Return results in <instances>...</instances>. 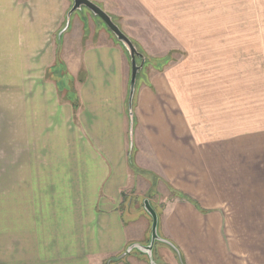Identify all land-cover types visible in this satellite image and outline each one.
Segmentation results:
<instances>
[{
	"label": "rangeland",
	"instance_id": "obj_1",
	"mask_svg": "<svg viewBox=\"0 0 264 264\" xmlns=\"http://www.w3.org/2000/svg\"><path fill=\"white\" fill-rule=\"evenodd\" d=\"M93 1L141 53L140 82L172 65L195 67L201 75L178 83L195 86L177 96L183 105L188 96L190 138L201 154L190 166H264V0ZM73 5L0 0V264H77L71 227L81 207L76 218L69 214L89 198L82 187L88 159L80 153L86 136L77 90L85 80L66 60L75 68L91 36L119 43L130 63L131 57L86 6L68 22ZM141 179L144 188L153 184ZM164 182L161 192L150 187L137 197L163 202L182 195ZM161 249L160 256L154 249L157 263L166 257Z\"/></svg>",
	"mask_w": 264,
	"mask_h": 264
},
{
	"label": "crops",
	"instance_id": "obj_2",
	"mask_svg": "<svg viewBox=\"0 0 264 264\" xmlns=\"http://www.w3.org/2000/svg\"><path fill=\"white\" fill-rule=\"evenodd\" d=\"M78 59L75 68L65 59L85 80L77 90L86 136L80 153L89 165H82V187L89 198L69 214L76 218V207H81L71 227L77 230L71 234L78 244L77 264H151L147 254L135 249L123 255L132 243L150 242L152 217L146 199L159 215L160 236L176 247L156 241V253L160 256L162 248L166 256L158 264H264V166L189 165L190 158L201 154L190 138L188 96L185 105L177 96L193 90L189 83H178L201 78L196 68L172 65L148 76L146 83L138 77L131 136V63L122 45L91 36ZM81 68L84 74H79ZM67 126L77 132L73 123ZM139 177L153 184L144 188ZM161 181L182 195H166L163 202L153 195L137 197L150 187L154 194L161 192Z\"/></svg>",
	"mask_w": 264,
	"mask_h": 264
},
{
	"label": "water",
	"instance_id": "obj_3",
	"mask_svg": "<svg viewBox=\"0 0 264 264\" xmlns=\"http://www.w3.org/2000/svg\"><path fill=\"white\" fill-rule=\"evenodd\" d=\"M82 6H86L95 15L99 16L105 22L107 27L117 36L119 41L122 42V44L125 46V48L130 53L132 72H131V79H130L128 108H129V115L131 117V136H132L133 128H134L133 100H134V96L136 92L138 73L140 69L143 67L142 64H138L137 57L140 56L141 53L138 52L132 39L125 32L122 31L119 25L112 19L111 15L93 0H74V5L68 13V22L70 20L71 14L75 10L81 9ZM144 204H145V209L152 217V230H151L150 242L148 244L132 243L126 248L125 252H123V255H127L128 253L132 252L135 249V250H138V251H141L147 254L150 259L151 264H158L155 261V255H154V249H155L154 247H155L156 241H164L172 245L175 249L176 247L171 241L166 240L160 236L159 234V215L157 211L153 208L150 200L146 199Z\"/></svg>",
	"mask_w": 264,
	"mask_h": 264
}]
</instances>
